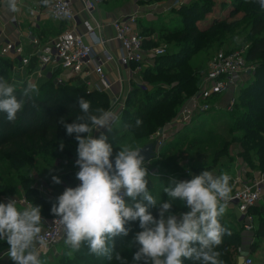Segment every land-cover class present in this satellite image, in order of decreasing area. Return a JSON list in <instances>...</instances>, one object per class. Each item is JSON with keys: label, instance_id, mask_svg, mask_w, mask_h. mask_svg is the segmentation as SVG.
<instances>
[{"label": "trees", "instance_id": "1", "mask_svg": "<svg viewBox=\"0 0 264 264\" xmlns=\"http://www.w3.org/2000/svg\"><path fill=\"white\" fill-rule=\"evenodd\" d=\"M200 1H203L202 4L192 0V2L171 11L172 14H177L179 17L173 27L166 29L168 42L175 49L158 56V67L162 60L168 67L164 68L167 70L157 68L159 70L157 74L161 75L169 70H175L176 74L166 79L169 84L167 88L161 87L149 93L143 92L141 100H136V95L141 93L138 88L129 91L128 101L136 100L138 106L134 111L128 110L127 107L123 110L118 123L129 129L130 134L121 136L120 141L130 139L132 143H139L136 147L142 148L147 144L149 136L171 122L186 101L198 91L202 67L185 66L191 55L199 51L211 52L216 46L227 43L231 39L234 41L238 36L245 34V41L250 43L249 50L245 55L246 60L260 62L264 59V9H261L257 0H239L240 4H236L232 11L234 14L244 13L243 17L231 22L221 20L204 29L195 24V21L202 17L200 12L204 11L203 3H210L211 0ZM51 23L53 22H48L45 30L41 26L40 36L43 39L58 35L64 28L63 23H58V27L52 26ZM140 25L139 22V27ZM149 44V41H146L148 47ZM231 51L234 50L228 52ZM160 58L163 59L160 60ZM11 66L12 63L9 59L0 57V76L10 83H15ZM139 75L145 80L149 78V68L143 69ZM250 80V83L238 91L237 96H232L237 100L233 110L225 116L224 120L228 119L227 132L234 134L233 140L242 141L245 150L241 156H245V159L248 160L249 169L252 171L256 169L264 173V64L261 68L258 66ZM24 86H26L25 83L17 85L16 95L18 98ZM38 89L39 93H33L32 98L27 100L24 109L17 114V119L14 122L8 121L5 113H0V202L7 203L8 199L13 198L10 196L19 191L18 187L20 186L26 197L32 200L31 203L40 205L42 214L50 216L52 215V205L56 202L52 197L40 194L37 186H32L30 174L38 172V174L53 176L52 172L54 174L59 170L60 172L55 176L64 180L67 184L66 187L77 185L78 166L75 161L78 142L75 139V134L69 136L66 133V128L61 120L63 119L64 123H72L76 116L81 114L78 102L81 97L90 101L92 110L100 107L108 110L110 96L100 91H88L87 86L78 80L63 87L56 86L52 81H45L38 85ZM137 118L143 121L139 128L135 127ZM218 118L223 120V116ZM218 121L220 122V120ZM205 124L206 121L201 120L198 125L194 126V129H185L177 134L163 146L155 159L150 162L156 175L148 173V188L158 200L161 199V203L167 202L169 199L167 194L163 193V187L167 186L169 182H167L168 180L159 181L158 171L165 175H179L186 168H190L196 175H199L206 170H203L202 165L182 167L178 162L182 157L195 161V163L210 158L213 165H219L220 173L216 175L226 172L231 178L234 177V160L229 154L231 140L229 137H217L216 132L212 130L214 127L206 130L208 136L193 137L186 142V145H181V142L189 134H193L190 132L203 131L201 128ZM239 131L244 132L243 137L237 136L236 133ZM119 140L117 141L120 142ZM61 141L64 143L63 150H60ZM207 143H213L212 147L205 150L199 148L206 146ZM112 146V157H115L119 146ZM242 159L244 160V158ZM230 162L232 164H229ZM231 183L232 179L230 185ZM188 209L185 202L177 198L172 202V208L168 213L180 217L182 213L189 211ZM159 210V205L149 209L156 219H159ZM252 213L256 219L255 235L259 242L264 243V205L252 208ZM221 223L229 230H237L238 234L242 232L241 225L236 222L233 213L225 214ZM126 227L130 229L128 235L126 237L118 236L114 240L112 260H108L104 256L90 254L88 247L82 245L81 249L72 252V255H68L71 249L67 247L68 249L63 251L56 262L51 263L47 260L48 262H42V264H120L115 259V252H120L127 264H133L134 254L140 247L133 243L134 237L142 229L139 227L138 220L129 222ZM226 235L223 237V243L216 249L221 253L219 259L223 261V264H238L234 249L230 247V244L237 245L238 240L226 239ZM3 242L0 241V247L8 245ZM130 243L131 247H129ZM254 251L255 247L252 246V255ZM139 264H143V261ZM184 264H192V262L185 260Z\"/></svg>", "mask_w": 264, "mask_h": 264}, {"label": "clouds", "instance_id": "2", "mask_svg": "<svg viewBox=\"0 0 264 264\" xmlns=\"http://www.w3.org/2000/svg\"><path fill=\"white\" fill-rule=\"evenodd\" d=\"M257 2L264 9V0ZM42 3L48 6L51 0H42ZM0 4L8 13L19 10L18 0H0ZM16 92L17 84L0 76V113H5L10 122L17 119L27 100L33 93L38 94L39 89L29 80L19 98ZM78 102L81 114L72 123H64L63 119L61 123L69 136L75 134L78 142L75 163L79 166L76 179L80 184L65 188L51 208L62 226L65 244L71 249L68 255L86 245L90 254L112 260L115 238L126 237L130 231L126 225L138 220L142 231L134 237L133 243L140 247L134 254L133 264L141 261L143 264H184L185 260L192 264H223L219 259L221 253L216 249L223 243L225 234L231 235L221 223L232 200L231 176L204 170L187 181L172 178L163 187L169 199L161 203L149 191V174L140 147L119 146L113 165L110 159L113 146L108 143L107 135L101 132L98 138L93 136L94 131L103 128L112 130L116 112L102 107L92 110L90 101L82 97ZM142 124L137 118L135 127ZM63 148L61 141L60 150ZM52 180L61 183L56 176ZM177 198L190 211L179 218L172 214L165 218ZM158 205L159 219H156L149 209ZM43 225L40 205L26 203L21 208L16 199L0 202V240H6L8 257L13 264H42L41 250L48 245L42 234ZM115 259L127 264L120 252H115Z\"/></svg>", "mask_w": 264, "mask_h": 264}, {"label": "built area", "instance_id": "3", "mask_svg": "<svg viewBox=\"0 0 264 264\" xmlns=\"http://www.w3.org/2000/svg\"><path fill=\"white\" fill-rule=\"evenodd\" d=\"M106 0H51L45 6L42 0H18V11L8 13L0 4V57L9 59L13 81L18 85L30 80L37 86L41 82L52 81L56 86L80 81L88 91L107 93L112 99V107L117 114L114 126L123 110L127 88L132 83L141 85L138 79L149 59L165 54L161 47L149 49L147 38L139 31L142 12L135 10L121 14L107 21L97 17L99 6ZM190 0H175L172 5L181 6ZM3 12L9 14L1 19ZM63 23V30L56 36L42 38L41 26L48 23ZM112 31L109 34L108 30ZM117 64L126 73L116 79L110 78L107 67ZM256 64L248 62L239 51L217 53L209 64L208 71L201 77L198 91L186 101L178 115L151 135L149 142L156 143V156L159 150L184 128L191 126L198 117L217 108L216 99L227 94L236 95L253 76ZM26 69L27 75L19 79L17 73ZM125 74H128L126 77ZM125 91V92H124ZM125 93V94H124ZM235 97L231 98L226 110H233ZM150 175L154 169L144 164ZM232 178V200L228 210H234L237 223L247 237L245 243L237 248V260L241 252L248 251L245 264H254L251 247L255 239L256 222L252 208L259 206L264 197V173L255 172L244 166L234 167ZM79 171V166L77 172ZM196 175L186 168L179 175L167 176L169 180L187 181ZM80 181L78 180V185ZM17 204H26L18 198ZM190 211V209H189ZM48 245L41 250V257H49L58 244L65 241L62 226L56 217L46 221L43 226Z\"/></svg>", "mask_w": 264, "mask_h": 264}, {"label": "rangeland", "instance_id": "4", "mask_svg": "<svg viewBox=\"0 0 264 264\" xmlns=\"http://www.w3.org/2000/svg\"><path fill=\"white\" fill-rule=\"evenodd\" d=\"M111 4H114L115 6H127V7H134V9H138V11L142 12V16L141 20H140V27H139V31L140 33L147 38V41H149V47L147 46V48L152 49V48H159L161 47L162 49L165 50V53L168 52L169 50L173 51V46L170 45V42H168L167 39V33L168 31L166 30L168 27H173L174 23L176 20L179 19L177 14H172L171 11L173 9L178 8L179 6H174L172 5L173 2L175 0H110ZM193 1H198L200 4H202V2L200 0H193ZM192 2V0L188 1ZM187 3V4H188ZM236 4H240L239 0H211L210 3H203L204 7V11L200 12L201 14V19L195 21V24L201 26V28H207L210 27L213 24H217L219 21L221 20H226L227 22H231L233 20L239 19L240 17L244 16V13L242 12H238V13H233L232 10H234L235 5ZM208 5H210V7H207ZM208 10V11H207ZM7 18V15L5 16H1L2 20H5ZM194 22V21H193ZM48 25V24H47ZM46 25V26H47ZM52 26L54 27H58V23H51ZM44 26V30L45 27ZM248 34V33H247ZM249 35V34H248ZM247 35V36H248ZM238 38V39H237ZM234 41L231 39L229 41H227V43H224L222 45H218L214 48V50H211V52L208 53H204L202 51L197 52L194 55H191L190 59L187 61L185 66H192V67H202V72L200 75V79L198 81V88L201 82V77H203V74L208 71L209 68V64L211 62V60L214 58V56L219 53V52H223V51H229V50H234V51H239L241 52L243 55H246L249 47H250V43H248L247 41H245L246 35H240L238 36ZM158 57H154L149 59V65H147L146 67H144L143 69H147L149 68V78L143 79L142 77L140 78L138 76V79L141 80V85H139L138 83H132V85L128 88V92L127 94H125L123 97L125 98L126 104L125 107L128 108V110L130 111H134L137 106H138V101L136 100H141L143 95L142 93L146 92L149 93L151 91H154L158 88L161 87H168L169 84L167 83L166 79H169L170 77H173L176 74L175 70H169V71H165L163 72V74L158 75L157 73H159L157 70V68L163 70L164 68L168 67L166 66V63L162 60L163 58H160V65L158 67ZM256 64V67L253 70V74L256 71V69L258 68V66H260V68L262 67V65L264 64V59L261 60L260 62L256 61L253 62ZM167 70V69H164ZM27 75L26 69H20V71L17 73L18 78L21 80L23 78H25ZM251 81V80H250ZM249 80L246 81L247 83H250ZM138 88L141 93L136 95V100H133L131 102L128 101V95H129V91H132L134 89ZM127 91V89H126ZM125 92V91H124ZM234 95H230L227 94L226 97H218L216 103L218 104L217 109L214 108L213 111H211L210 113L207 114H203L201 115V117H198L197 120L191 125L188 126L185 129H194L196 125L199 124V121L201 120H205L206 124L203 125V131H194V132H190L193 134H189L188 137H186V139H184L181 142V145H186V142L191 140L193 137H197V136H208L206 130H209L210 128L213 131L216 132V136H222V138L225 137H229V139L231 140V143L229 144V154L233 157L234 160V167L236 166H244L247 167V161L245 158V156H241V153L245 150V147L243 146V144L241 143L242 141L240 140H233V135L234 134H228L227 132V128H228V119H225V116L227 114H230V112L232 111H228L226 110L227 105L230 103L231 101V97ZM237 96V94H236ZM237 100V98L235 99V101ZM112 107V99L110 98V108ZM220 116V118L223 116V120L219 119L218 117ZM200 118V119H199ZM220 120V122L218 121ZM204 122V121H203ZM193 127V128H192ZM103 131V133L105 135H107L108 137V142H112L111 144L114 146H121L124 144H130L133 147H136L139 143L138 142H133L130 141V139H126L124 141H120L119 138L121 136H125L126 134H130L129 129H127L125 126L121 125L120 123H116L114 126H112V130L108 131L107 128H103L101 129ZM197 130V129H195ZM243 132V131H242ZM237 132V136H244V132ZM151 135L149 136L147 143L150 140ZM117 140H119L120 142H118ZM146 141V140H144ZM213 143H207L206 146H202L199 147L201 150H205L206 148H211ZM119 148V147H118ZM163 148V147H162ZM161 148V149H162ZM160 149V150H161ZM120 149H118L119 151ZM159 150V152H160ZM117 151V152H118ZM244 155V154H243ZM186 156V155H185ZM244 158V160L242 159ZM181 166H186V167H190V166H195V165H202L203 166V170L206 169L210 172H213L214 175H216L217 173H220L218 170H220L218 167L219 165L217 164V166L213 165L212 163V159L210 158H205V160H200L199 163H195V161H190L188 158L186 157H182L179 159L178 161ZM233 162V161H232ZM232 162H230L229 164H232ZM151 163L149 162V166L148 168L152 169V165H150ZM209 168V169H208ZM235 171V170H234ZM255 172H262L259 170L254 169ZM60 171L58 170V172L54 173L52 172V175L55 176V174L59 173ZM29 176V175H28ZM30 178L32 180V186H37L39 193L52 197L54 202L57 201V197L59 195H61L63 193V191L65 190L66 187V182L62 179H60L61 183L53 184V180L52 177L53 176H48V175H44V174H38V172H34L32 174H30ZM167 176L170 175H165V174H160L158 171V179L159 181H167L170 182V180L167 178ZM57 177V176H56ZM56 185V186H55ZM19 191L15 192V194H13L10 197L13 198H18V199H23L26 200L28 203H31L32 200L28 199L26 197V195L24 194L23 189L19 186L18 187ZM8 198V197H6ZM5 198V199H6ZM30 201V202H29ZM264 205V197L262 202L259 204V207ZM42 214V212H41ZM42 217L46 218V219H50L55 217L53 214L50 216L47 215H43ZM256 222V219H255ZM231 235H226L227 238L226 239H236L238 240L237 245L234 244H230V247L234 249V254L235 257L237 259V248L245 243V240H247V236L245 234H243V232H240L238 234L237 230L231 229L230 230ZM232 236V237H231ZM0 241H4L3 243L6 242V240H0ZM7 243V242H6ZM253 247H255V251L253 252V259H254V264H264V243L259 242L258 238L255 236L254 239V243L252 245ZM67 247H69L68 245L65 244V242H61L60 244H58L56 246V248H58L60 255L63 253L64 250L68 249ZM56 259L54 260L53 258H51L50 256L48 257H43L41 258L42 262H51L54 263L56 262V260L58 259V256L55 257ZM48 260V261H47ZM0 264H13V262L10 260V258L8 257V245L6 246H1L0 247Z\"/></svg>", "mask_w": 264, "mask_h": 264}, {"label": "crops", "instance_id": "5", "mask_svg": "<svg viewBox=\"0 0 264 264\" xmlns=\"http://www.w3.org/2000/svg\"><path fill=\"white\" fill-rule=\"evenodd\" d=\"M135 10H138V9H134V7H127V6H118V5L115 6L114 4H111L110 0H106V1L103 2V4H101L99 6V10L97 12V17L99 19L103 20V21H107V20H110L112 18H115L118 15L127 14V13L133 12ZM5 15L8 16L9 14H7L6 12H3V16H5ZM47 24L48 23H46V24H44L42 26L44 27ZM108 31H109L108 32L109 34H112V31L110 29ZM107 72H110L109 76H110V78L112 80L118 78L121 74L126 73L124 71L120 72V70L118 69V66H117L116 63L114 65L111 64L109 67H107ZM125 75H126V77L128 76V74H125ZM125 88H127V91H128L129 86H128L127 83H125ZM101 132H103L101 129H100V131H94L93 132L94 138H98ZM76 181H77L76 182L77 185H75V186L74 185H68V187H76V186H78V179H76ZM17 206L22 208V207L25 206V204H17ZM233 212H234V210H228V211H226V214H230V213H233ZM168 215H170V213H165V218H167ZM233 215H234V213H233ZM177 218H179V217L177 216ZM43 219H44V223L46 221H48V219H46L44 217H43ZM59 255H60V252H59L58 248H55L50 257L55 260L56 259L55 257L56 256L59 257ZM41 258L42 257L40 256V259Z\"/></svg>", "mask_w": 264, "mask_h": 264}, {"label": "water", "instance_id": "6", "mask_svg": "<svg viewBox=\"0 0 264 264\" xmlns=\"http://www.w3.org/2000/svg\"><path fill=\"white\" fill-rule=\"evenodd\" d=\"M141 155L144 157V164L151 162L156 157V143L148 142L145 146L141 148ZM114 158H110L114 165ZM249 252L243 251L238 257V264H245V258L248 257Z\"/></svg>", "mask_w": 264, "mask_h": 264}]
</instances>
